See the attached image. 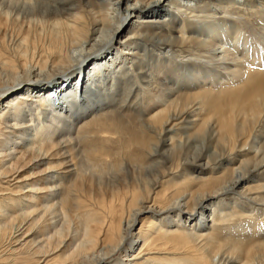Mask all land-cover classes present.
Listing matches in <instances>:
<instances>
[{
    "label": "bare ground",
    "instance_id": "6f19581e",
    "mask_svg": "<svg viewBox=\"0 0 264 264\" xmlns=\"http://www.w3.org/2000/svg\"><path fill=\"white\" fill-rule=\"evenodd\" d=\"M252 61L264 0H0V264H264Z\"/></svg>",
    "mask_w": 264,
    "mask_h": 264
},
{
    "label": "rangeland",
    "instance_id": "374dc122",
    "mask_svg": "<svg viewBox=\"0 0 264 264\" xmlns=\"http://www.w3.org/2000/svg\"><path fill=\"white\" fill-rule=\"evenodd\" d=\"M254 19L252 18V22H255V20L253 21ZM252 22H250V24H249V28H252V25L254 24V23H252ZM247 27V28H246ZM245 30H246V32L250 35V29H248V25H246L245 26ZM255 31L257 32V30L255 29ZM252 42L254 41V42H256L254 39L253 40H251ZM253 63H250L251 65H249L248 67H249V71L250 72H255L256 70L258 71L256 74H263L264 73V66L263 65H257L254 61H252ZM253 65V66H252ZM254 66H256V67H254ZM261 66V67H260ZM252 69V70H251ZM254 70V71H253ZM262 71H263V73H262ZM264 75V74H263ZM243 80H245L246 79V77H244L243 76V78H242ZM244 82V81H243ZM229 88V87H228ZM228 88L226 87V90H228ZM231 89H233V87H230L229 88V90H231ZM224 91V90H223ZM222 91V92H223Z\"/></svg>",
    "mask_w": 264,
    "mask_h": 264
}]
</instances>
